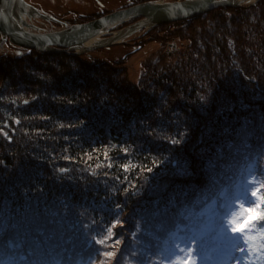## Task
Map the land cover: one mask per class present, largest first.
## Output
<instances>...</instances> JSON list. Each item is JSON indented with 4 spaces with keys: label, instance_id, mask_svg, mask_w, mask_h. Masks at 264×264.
Segmentation results:
<instances>
[{
    "label": "trees",
    "instance_id": "16d2710c",
    "mask_svg": "<svg viewBox=\"0 0 264 264\" xmlns=\"http://www.w3.org/2000/svg\"><path fill=\"white\" fill-rule=\"evenodd\" d=\"M144 36L177 48L136 84L124 61L0 56V264H176L193 237L196 264L233 249L219 222L264 171V0Z\"/></svg>",
    "mask_w": 264,
    "mask_h": 264
},
{
    "label": "water",
    "instance_id": "95a60500",
    "mask_svg": "<svg viewBox=\"0 0 264 264\" xmlns=\"http://www.w3.org/2000/svg\"><path fill=\"white\" fill-rule=\"evenodd\" d=\"M254 1L256 0L252 2L251 0H181L175 2L151 0L60 31L41 33L35 30L37 28L34 26L28 25L24 17L48 20V16L38 12L25 0H0V47L6 40H9L15 46L42 53L79 56L98 49L124 44L127 38L142 29L189 19L219 7L249 6ZM138 17L140 18L138 21L111 32L116 26ZM31 28H35V31L27 30ZM91 40L95 41L88 43Z\"/></svg>",
    "mask_w": 264,
    "mask_h": 264
},
{
    "label": "rangeland",
    "instance_id": "374dc122",
    "mask_svg": "<svg viewBox=\"0 0 264 264\" xmlns=\"http://www.w3.org/2000/svg\"><path fill=\"white\" fill-rule=\"evenodd\" d=\"M39 1H41V3H42L44 0H39ZM52 1L55 4L54 6H57V9H59V14H57V15L63 17L64 18L63 20L66 21L67 24L76 23L75 25H77L78 22H82V21H87V22L93 21V20H95V18L97 19V17L100 18V17L104 16V15H102L104 13H107V12L111 13V12L116 11V9H120V8L129 6L131 4L135 5L138 3H142L140 0H52ZM149 1H151V0H149ZM158 1H172V0H158ZM177 1H179V0H177ZM143 2H145V1L143 0ZM27 3L30 6H33L29 2H27ZM46 4H47L46 5L47 7H50L48 5L49 3H46ZM243 7H248V6H243ZM43 15H45V14H43ZM105 15H107V14H105ZM34 20H42V21L45 20L44 22L47 21L46 19H42V18H30L31 23H35ZM28 21H29V19H26V22H28ZM181 21H183V20H181ZM84 23H86V22H84ZM78 24H82V23H78ZM32 26H34V25H32ZM122 26H123V24H122ZM34 27L37 28L36 26H34ZM68 27L69 26L64 27L62 29H65ZM44 28H46V30H47L49 27L45 26ZM59 28H61V27H59ZM59 28H55V30L56 31L62 30ZM120 28H122V27H120ZM120 28H119V26H117V27L113 28L111 30V32H114ZM151 28H153V27H151ZM151 28L142 29V30L134 33L132 36H130L129 38L126 39V43H124V44L98 49V50H95V51H92V52H89L86 54L79 55V57L83 61H86V62H91L92 59L98 60V61H103V62H108V63H114L115 61L116 62L117 61H124L125 62V68L128 69L130 80L136 84L138 82L139 77H140L141 66L146 61H154L156 59V57H158V55H160L162 53L163 54L166 53V54L171 55L177 48V46H176L177 43H175V42H168L166 45V48L163 50H161L160 47L157 44H154L155 42H152V41H148L147 43L143 44V46H139L138 44L134 45L136 40L140 37H142L141 41L146 40L148 38V36L145 37L144 35H145L146 31H148ZM34 29L31 28L29 30L33 31ZM35 30L40 31L38 28ZM43 32H44V30H43ZM109 33H110V30H109ZM104 37H106V36H104ZM0 38H1V35H0ZM137 41H139V40H137ZM26 49L27 48L18 47V46H15L9 42L5 46V43H4L3 46L0 47V56L5 54V55L11 56V57H16V56L21 55ZM49 54H57V53H49ZM256 172H258V170ZM251 175H253V173ZM249 178H250V176H249ZM250 189H251V185H248L247 186V192H246L247 195H246V199L244 201L240 200L239 197L236 198V202L238 204L234 208V210L239 211V204L242 201L245 202V206H247V204L249 202H251L248 199ZM222 234H223V237H225V236L227 238L233 237L232 233L230 231L223 230ZM237 253H238V251H236L233 248L231 250V252L228 254V256L220 264H243V263H239L237 261Z\"/></svg>",
    "mask_w": 264,
    "mask_h": 264
},
{
    "label": "snow or ice",
    "instance_id": "6c2138e0",
    "mask_svg": "<svg viewBox=\"0 0 264 264\" xmlns=\"http://www.w3.org/2000/svg\"><path fill=\"white\" fill-rule=\"evenodd\" d=\"M177 142L173 141V143ZM247 183L251 185L250 192L254 200L247 206H245V202H240L239 211L233 210L219 223L222 231L226 230L232 233L233 239L229 241L232 247L240 253L248 254L245 257L248 264H255L256 259L264 262V171L261 172L258 181L249 180ZM113 235L115 233L109 228L108 236L96 242L107 247L106 240L111 239ZM223 238L227 239L226 236ZM116 243H120V241L117 240ZM196 243L197 239L193 237L191 240L185 241L183 246L176 245V264H196ZM241 243L244 246H241ZM202 248L201 245V250ZM102 255L111 258L115 253L104 252Z\"/></svg>",
    "mask_w": 264,
    "mask_h": 264
},
{
    "label": "flooded vegetation",
    "instance_id": "af4514ba",
    "mask_svg": "<svg viewBox=\"0 0 264 264\" xmlns=\"http://www.w3.org/2000/svg\"><path fill=\"white\" fill-rule=\"evenodd\" d=\"M25 1L29 2L30 4H32L39 12L49 16L50 19L47 20L46 22H44L45 20L44 21H42V20H34L35 23H31L30 20L28 21L29 24L36 26L40 31H43V30L45 31L46 30V28H44L45 26L49 27L48 28L49 30H55V28L61 27L59 29H62L64 27L72 26V25L76 24V23L67 24V22L63 20L64 19L63 17L58 16L57 14H59V9H57V6H54L55 4L53 3L52 0H50V1L49 0H44L42 3L39 0H25ZM46 3H49L48 5L50 7H47ZM108 13H110V12L104 13L102 15H105V14H108ZM84 22H87V21H82V22H78V23H84ZM8 42H9L8 40L5 42V46H6V44H8Z\"/></svg>",
    "mask_w": 264,
    "mask_h": 264
},
{
    "label": "bare ground",
    "instance_id": "6f19581e",
    "mask_svg": "<svg viewBox=\"0 0 264 264\" xmlns=\"http://www.w3.org/2000/svg\"><path fill=\"white\" fill-rule=\"evenodd\" d=\"M149 1V0H148ZM175 1H177V0H172V2H175ZM180 1V0H179ZM257 1H259V0H256V1H254L251 5H253V4H255ZM251 2H252V0H251ZM251 5H249V6H251ZM129 6H132V5H129ZM129 6H126V7H123V8H127V7H129ZM33 7V6H32ZM35 8V7H34ZM123 8H120V9H123ZM220 8V7H219ZM228 8H230V7H228ZM240 8V7H239ZM36 9V8H35ZM120 9H116V11L117 10H120ZM216 9H218V8H216ZM37 10V9H36ZM215 9H213V10H210V11H208V12H205V13H202V14H206V13H209V12H211V11H214ZM202 14H199V15H202ZM199 15H196V16H199ZM193 17H195V16H193ZM193 17H191V18H193ZM24 19H25V21H26V17H24ZM28 19V18H27ZM98 19V18H97ZM138 19H140L139 17L138 18H134V19H132V20H129V21H126V22H124L123 23V26L122 25H119V27H124V26H126V25H128V24H130V23H132V22H135V21H138ZM30 20V19H29ZM176 22H179V21H176ZM28 25H31V24H29L28 22H26ZM170 23H172V22H170ZM165 24H168V23H165ZM161 25H164V24H161ZM32 26V25H31ZM160 26V25H159ZM33 27V26H32ZM70 27V26H69ZM117 27V26H116ZM155 27H157V26H155ZM28 30V29H27ZM39 32H41V33H49V32H54V30H45L44 32L43 31H39ZM102 37V36H101ZM100 37V38H101ZM97 38H95V40H96ZM95 40H91L90 42H88V43H93Z\"/></svg>",
    "mask_w": 264,
    "mask_h": 264
}]
</instances>
